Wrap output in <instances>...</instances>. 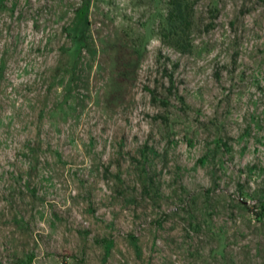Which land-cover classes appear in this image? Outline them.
Segmentation results:
<instances>
[{"label":"rangeland","instance_id":"rangeland-1","mask_svg":"<svg viewBox=\"0 0 264 264\" xmlns=\"http://www.w3.org/2000/svg\"><path fill=\"white\" fill-rule=\"evenodd\" d=\"M182 3L0 0V264H264V0Z\"/></svg>","mask_w":264,"mask_h":264},{"label":"trees","instance_id":"trees-1","mask_svg":"<svg viewBox=\"0 0 264 264\" xmlns=\"http://www.w3.org/2000/svg\"><path fill=\"white\" fill-rule=\"evenodd\" d=\"M170 3V20L172 24L175 25V28H181L188 20L185 16V9L183 7L182 0H170Z\"/></svg>","mask_w":264,"mask_h":264}]
</instances>
